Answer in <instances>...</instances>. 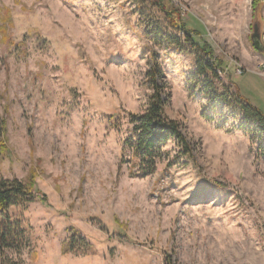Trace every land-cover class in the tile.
<instances>
[{
	"label": "rangeland",
	"instance_id": "1",
	"mask_svg": "<svg viewBox=\"0 0 264 264\" xmlns=\"http://www.w3.org/2000/svg\"><path fill=\"white\" fill-rule=\"evenodd\" d=\"M166 1L224 63L216 94L148 0H0V178L36 175V199L10 210L28 242L8 264H264V139L231 98L238 87L264 113V53L250 35L257 26L263 42L264 0ZM158 33L182 50L156 46ZM154 54L165 113L192 154L170 142L154 174L136 178L122 141L153 92ZM70 230L92 255L63 253Z\"/></svg>",
	"mask_w": 264,
	"mask_h": 264
},
{
	"label": "trees",
	"instance_id": "2",
	"mask_svg": "<svg viewBox=\"0 0 264 264\" xmlns=\"http://www.w3.org/2000/svg\"><path fill=\"white\" fill-rule=\"evenodd\" d=\"M132 1L138 2L139 0ZM148 1L164 14L168 26L182 32V40L188 42L189 46L197 51L192 76L196 78L195 81L201 80L202 83H206L207 90L216 94L218 90L216 83L219 82L217 70H222L224 63L214 54L208 44H204L203 48L194 45L191 38V34L195 33L194 29L187 28V25L181 21L178 10L169 7L166 0ZM258 4V1L254 0L252 7L256 9ZM158 35L159 33L150 38L156 46L160 47L164 40H167L169 44L182 50L181 38H164V35L163 38H159ZM152 61L153 64L147 73V78L153 92L142 113L128 115L130 117L129 127L127 128L128 134L122 141L121 164H127L130 168V174L136 178L148 177L154 174L157 163L169 156L168 151L165 152L164 148L170 142L174 143L180 158L191 157L192 154L190 144L181 132L180 123L170 119L165 113L167 105V99L164 98L166 95V77H164L163 70L158 65L156 54L153 55ZM215 98L226 104L230 102L228 95L222 93L214 95ZM231 98L235 101L239 111L242 112L244 121L257 125L259 134L264 139V113L245 99L239 93L238 87H236V94ZM5 131L6 122L0 116V150L4 152L7 151L3 140ZM261 147L264 155V144ZM35 179L36 175L33 172L26 177L25 181L16 178H0V263L2 264H8L6 253L9 251L21 252V249L27 245L28 227L21 217L14 218L10 214V210L15 206L27 205V203L36 199ZM69 235L70 238L62 246L64 254L79 253V255L89 256L94 253V247L85 237L77 234L75 230H70Z\"/></svg>",
	"mask_w": 264,
	"mask_h": 264
},
{
	"label": "water",
	"instance_id": "3",
	"mask_svg": "<svg viewBox=\"0 0 264 264\" xmlns=\"http://www.w3.org/2000/svg\"><path fill=\"white\" fill-rule=\"evenodd\" d=\"M251 35V43L253 48H255L260 53H264V45L261 42V35L259 34L257 26H254Z\"/></svg>",
	"mask_w": 264,
	"mask_h": 264
},
{
	"label": "built area",
	"instance_id": "4",
	"mask_svg": "<svg viewBox=\"0 0 264 264\" xmlns=\"http://www.w3.org/2000/svg\"><path fill=\"white\" fill-rule=\"evenodd\" d=\"M262 44H264V36H263V42H262ZM241 73H242V71H241V69H240V70L237 72V74H241ZM217 74L221 75V72L217 70Z\"/></svg>",
	"mask_w": 264,
	"mask_h": 264
}]
</instances>
